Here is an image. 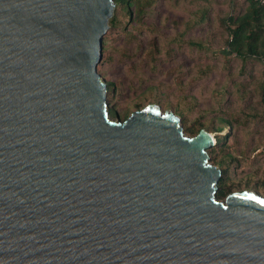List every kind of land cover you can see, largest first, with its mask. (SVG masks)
I'll list each match as a JSON object with an SVG mask.
<instances>
[{
	"label": "water",
	"instance_id": "95a60500",
	"mask_svg": "<svg viewBox=\"0 0 264 264\" xmlns=\"http://www.w3.org/2000/svg\"><path fill=\"white\" fill-rule=\"evenodd\" d=\"M113 0H0V264H264V197L217 196L205 129L110 116Z\"/></svg>",
	"mask_w": 264,
	"mask_h": 264
},
{
	"label": "rangeland",
	"instance_id": "374dc122",
	"mask_svg": "<svg viewBox=\"0 0 264 264\" xmlns=\"http://www.w3.org/2000/svg\"><path fill=\"white\" fill-rule=\"evenodd\" d=\"M228 3L157 0L137 23L121 18L102 36L96 70L109 84L110 116L155 104L177 116L182 127L190 120L202 123L216 141L207 153L221 169L224 188L264 197V115L257 88L262 66L252 57L223 52L222 20L243 6Z\"/></svg>",
	"mask_w": 264,
	"mask_h": 264
},
{
	"label": "trees",
	"instance_id": "16d2710c",
	"mask_svg": "<svg viewBox=\"0 0 264 264\" xmlns=\"http://www.w3.org/2000/svg\"><path fill=\"white\" fill-rule=\"evenodd\" d=\"M113 2V14L108 19V25L111 28L119 26L121 18L123 17L127 24L139 22L144 15L150 13L152 6L157 0H113ZM235 2V0H229L228 4L232 7ZM263 12V8L253 2H248L247 5H243L242 11L236 15L228 11L222 20L226 29V38L224 40V48L222 49L223 52L234 54L242 60L252 57L261 64V57L264 53V26L261 21ZM102 41L104 42V39H102ZM261 66L262 80L257 88L264 115V66L262 64ZM107 88L109 89V84H107ZM108 89H106V91ZM110 112L111 111H109V113ZM126 116L127 114L120 116V119H124ZM220 120L228 128V121ZM183 127L186 133L194 135L203 125L195 120H190L188 124H184ZM216 128V131L221 130L220 126ZM220 178L221 179L218 181L217 196L222 198L231 190L224 188V176Z\"/></svg>",
	"mask_w": 264,
	"mask_h": 264
},
{
	"label": "built area",
	"instance_id": "2783aa9c",
	"mask_svg": "<svg viewBox=\"0 0 264 264\" xmlns=\"http://www.w3.org/2000/svg\"><path fill=\"white\" fill-rule=\"evenodd\" d=\"M235 1L238 2L240 5H247L248 2H253L256 5L262 7L263 10H264V0H235ZM261 21H262V24L264 26V12H263ZM261 64L264 66V53H263V55L261 57Z\"/></svg>",
	"mask_w": 264,
	"mask_h": 264
},
{
	"label": "bare ground",
	"instance_id": "6f19581e",
	"mask_svg": "<svg viewBox=\"0 0 264 264\" xmlns=\"http://www.w3.org/2000/svg\"><path fill=\"white\" fill-rule=\"evenodd\" d=\"M211 135V134H210ZM212 136V135H211ZM212 138H213V141H214V137L212 136ZM215 143V142H214ZM214 145V144H213Z\"/></svg>",
	"mask_w": 264,
	"mask_h": 264
}]
</instances>
